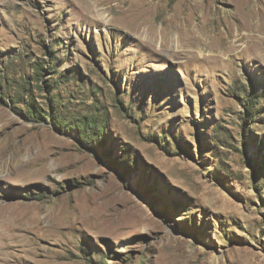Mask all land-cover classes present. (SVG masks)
<instances>
[{
  "label": "rangeland",
  "instance_id": "obj_1",
  "mask_svg": "<svg viewBox=\"0 0 264 264\" xmlns=\"http://www.w3.org/2000/svg\"><path fill=\"white\" fill-rule=\"evenodd\" d=\"M246 33L264 0H0V264H264Z\"/></svg>",
  "mask_w": 264,
  "mask_h": 264
},
{
  "label": "bare ground",
  "instance_id": "obj_2",
  "mask_svg": "<svg viewBox=\"0 0 264 264\" xmlns=\"http://www.w3.org/2000/svg\"><path fill=\"white\" fill-rule=\"evenodd\" d=\"M171 28H172V25L168 24L166 27H163L161 29V31H160L161 39L164 41V45H166L169 42H172L173 44H177V46H180V47H183V48L186 47V48L194 49V50H199V48H210L211 49L213 47V46H209L208 44H205L201 37H198V36H195V35H191V36L187 37L186 35L184 36V35L179 33V36L176 37L175 39H173L171 37V34H170L171 33ZM242 28L245 29L246 31H250V32L254 31V26L251 25L248 22L243 23L242 24ZM257 30H258V28H257ZM150 34H151V39H153V40L156 39V34L157 33L155 34V30L154 29L150 30ZM255 37L257 38V41H254ZM243 38H245V42L246 43L250 42V43H257V44L262 45V46L264 45V37H260V36H258V34H254V33H252V34L246 33L241 38H233V39L231 38L229 41H227L225 47L227 49L236 48L237 47V45H236L237 42L240 41ZM194 50L193 51L191 50V52L192 53L195 52ZM2 261L6 262V259H2Z\"/></svg>",
  "mask_w": 264,
  "mask_h": 264
},
{
  "label": "trees",
  "instance_id": "obj_3",
  "mask_svg": "<svg viewBox=\"0 0 264 264\" xmlns=\"http://www.w3.org/2000/svg\"><path fill=\"white\" fill-rule=\"evenodd\" d=\"M249 108H251V106H249ZM76 126L79 128V133L82 137L83 140H91L92 138L89 137L87 134H86V131H85V128H84V124H82L80 122V124H76Z\"/></svg>",
  "mask_w": 264,
  "mask_h": 264
}]
</instances>
